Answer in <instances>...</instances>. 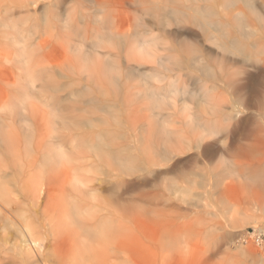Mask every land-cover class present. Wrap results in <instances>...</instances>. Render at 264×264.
Returning a JSON list of instances; mask_svg holds the SVG:
<instances>
[{
    "label": "bare ground",
    "instance_id": "1",
    "mask_svg": "<svg viewBox=\"0 0 264 264\" xmlns=\"http://www.w3.org/2000/svg\"><path fill=\"white\" fill-rule=\"evenodd\" d=\"M41 5L44 31L38 22L31 27L23 22L37 15ZM20 14L26 17L19 19ZM149 22L161 29V36H132L131 41L130 31L139 25L149 28ZM98 29L106 30L104 44L97 46L100 54L92 45ZM44 35L47 56L39 46L32 48ZM259 64L264 68V0H0V81L5 84L0 101V264H115L121 259L125 205L114 201L124 221H118L119 229L111 190L103 184L123 179L142 161L151 165L153 175L155 159L169 162L159 141L173 147L184 130L168 126L170 121L158 112L176 108L180 92L197 103L194 113L185 104L183 111L193 133L188 144L197 157L191 176L204 181L206 195L222 198L227 191L235 193L237 183L263 179L264 96L250 128L242 129L239 120L250 109L239 74L251 80ZM186 67L204 74L196 91L178 88L172 80L159 87L145 83L143 91L124 82L146 77L162 83L160 74ZM260 78L264 84V73ZM38 81L45 84L51 109L37 134L29 130L21 136L16 123L27 118L15 102ZM66 92L86 101L90 110L76 103L71 110L62 98L56 104ZM143 122L146 132L135 135ZM55 219L69 230L53 224ZM114 229L120 230V235L115 232L118 241ZM240 252L259 256L252 248Z\"/></svg>",
    "mask_w": 264,
    "mask_h": 264
},
{
    "label": "rangeland",
    "instance_id": "2",
    "mask_svg": "<svg viewBox=\"0 0 264 264\" xmlns=\"http://www.w3.org/2000/svg\"><path fill=\"white\" fill-rule=\"evenodd\" d=\"M43 7V5L39 6L37 15L36 12L31 13V18L23 21L24 24L31 27L38 22L40 23L38 28H42L41 31H44L46 20ZM18 16L19 19L26 17L25 14ZM149 24L152 25L149 28L140 25L134 27L130 31V35L128 34L131 41L134 37L137 40L141 37L161 36V29L150 22ZM36 31L40 30L36 29ZM105 33L106 30L98 29L92 38L94 50L99 54L102 51L97 46L104 44L102 36ZM187 35L191 40V34ZM34 38L32 37L31 40L33 41ZM44 39L45 35L41 41L38 39L33 41L32 48L39 46L38 49L42 51L44 56H47L49 49L46 48ZM250 49L252 48L250 47ZM165 53L167 54V52L162 51V54ZM262 56L263 54L260 52L258 58L260 59ZM210 64L216 69L220 68L219 63L210 61ZM257 68V70H253L256 73L255 76L252 71L250 72L253 76L251 80L250 77L247 78L239 74L240 80L246 87V94L249 99L248 106H250L249 113L240 114L239 120H241L240 127L242 129L250 128L253 121H255L253 118H259L258 102L264 96V84L260 75L264 73V68L260 64ZM185 69L160 74V78L163 80L162 83H154L146 77H127L124 82L134 86L129 85L131 90L143 91L145 83L150 84L152 87H159L168 85L169 80H172L177 82L178 88L184 85L188 91H196L198 80H205L204 74L197 69L190 68L188 70L187 67ZM160 72L164 71L160 70ZM260 72L261 74H259ZM256 75L258 79H256ZM2 83L0 81V101L3 90H5V84ZM71 91L74 90L71 89ZM75 96L72 93L67 95L66 92L59 99H56L55 103L59 104L62 98L63 101L65 100L62 105L69 107L71 110L74 103L78 106L86 105L87 110H90L91 106L86 101ZM138 98L135 97V100L137 101ZM176 102V108L169 107L162 112H158L161 116L160 119L162 118L165 122L170 121L168 126H176L178 130H184L181 132L184 137L179 141H175L173 147H170L165 139L159 141L161 148L166 150L169 162L164 161L162 158L155 159L158 163L152 167V170H155L153 175L152 173L149 174L151 165L142 161L136 168L137 170L129 171L123 179L114 178L109 185L103 184L105 188L108 187L112 191H110L109 196L111 195V203L116 209L113 221L114 226L115 220L117 221L116 225L119 229L121 223L124 222H120L119 206L121 204L125 205L126 220H124L126 223L124 222V224L127 229V237L121 244L120 255H117L121 259L116 258L114 260L115 264H123L124 261L126 264H264V244L257 246L250 238L253 233L264 236V178L243 182L241 185L237 183L238 188L234 189L236 195L234 191H227L222 198L217 195L216 197L206 195L205 189L201 186L204 181L191 176V170L193 172L195 167L193 163L197 157L196 152L191 150V143L188 144V142H191L193 133L191 126L186 125L185 117L188 113L183 111V105L185 104L188 107V112L192 111L194 113L195 110L192 108L196 107L197 103L189 99L188 93L182 92L177 95ZM15 103L19 107L18 112L21 116L27 118L25 119L27 122L21 120L16 123L17 132L22 136L24 133L27 134L29 130H34L37 134L38 127L44 126L47 113L51 109L44 82H35L32 92L28 96L17 99ZM145 113L149 118L152 115L149 109ZM145 113L142 111L143 117ZM3 114L0 111V115ZM146 126L147 124L143 122L134 132L135 135L146 132ZM168 126L165 128L167 129ZM157 129L159 133L161 128L158 127ZM7 130L8 128L5 127V131ZM197 160L199 162L196 165H200L202 163L201 159ZM123 181L124 184H121ZM197 182L200 183L199 187ZM117 200H121L120 205ZM114 201H117L119 206H116ZM231 208H236V213ZM49 211L52 213L51 209ZM13 220L21 221L20 217L16 216ZM53 221V224H61L59 226L68 225L64 221L61 223L56 219ZM118 221L120 225H118ZM46 223L50 229L48 221ZM68 227L69 225L66 228L68 229ZM62 228L63 231L57 230L64 234L68 232L67 230L64 232L65 228ZM119 229L118 231H120ZM118 231L115 230L114 234L115 232L119 233ZM116 234L115 239L118 241L119 236L117 237ZM0 236L3 237L2 233ZM241 248H252L259 252V256L255 259H253V256H244L240 252Z\"/></svg>",
    "mask_w": 264,
    "mask_h": 264
},
{
    "label": "built area",
    "instance_id": "3",
    "mask_svg": "<svg viewBox=\"0 0 264 264\" xmlns=\"http://www.w3.org/2000/svg\"><path fill=\"white\" fill-rule=\"evenodd\" d=\"M250 238L257 246H262L264 244V236L262 234L253 233Z\"/></svg>",
    "mask_w": 264,
    "mask_h": 264
}]
</instances>
